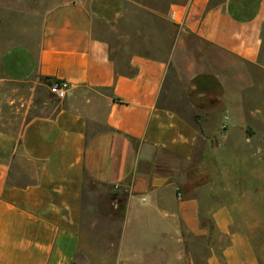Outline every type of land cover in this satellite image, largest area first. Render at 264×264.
I'll return each instance as SVG.
<instances>
[{
	"label": "crops",
	"instance_id": "obj_1",
	"mask_svg": "<svg viewBox=\"0 0 264 264\" xmlns=\"http://www.w3.org/2000/svg\"><path fill=\"white\" fill-rule=\"evenodd\" d=\"M122 12L123 0H67L44 14L36 47L0 55V83L29 94L17 121L0 119V264H77L83 221L101 217L118 222L115 264H171L185 235L212 237L207 264H259L199 161L217 127L246 133V121H264L244 96L251 85L227 94L220 74L223 105L198 124L187 85L208 70L182 65L180 42L164 57L134 52L121 67L100 31ZM170 17L217 53L218 73L236 61L264 76V0H189ZM48 80L67 91L43 113Z\"/></svg>",
	"mask_w": 264,
	"mask_h": 264
},
{
	"label": "rangeland",
	"instance_id": "obj_2",
	"mask_svg": "<svg viewBox=\"0 0 264 264\" xmlns=\"http://www.w3.org/2000/svg\"><path fill=\"white\" fill-rule=\"evenodd\" d=\"M67 0H0V55L10 46L25 45L36 47L40 34V23L44 14ZM189 0H123V12L111 29L101 30L107 40L108 49L121 67H125L127 57L134 53L152 56H167L171 47L180 42L182 65L196 64L207 69L187 85L190 99L194 104L195 122L201 124L205 114L216 104L223 105L225 95L220 74L226 76L227 88L237 89V84L248 83L251 89L244 91L251 104L257 105L264 113V76L245 65L233 61L225 64L220 73L217 53L207 44L177 28L170 17L178 6ZM220 67L222 65L219 63ZM210 71V72H209ZM212 72V73H211ZM209 73V74H208ZM47 82L41 87V112L51 110L57 101L49 91ZM232 91V90H231ZM28 91L25 86L0 83V119L17 121L22 111L17 108L20 99ZM204 94L208 101L200 102L198 95ZM233 98L232 95L230 94ZM250 104V105H251ZM29 116V113L26 114ZM215 119V118H214ZM211 118L206 123L213 125L219 121ZM246 133L241 126L231 127L226 135L217 127L213 140L201 153V165L208 168L213 182V192L218 199L230 204L233 228L246 232L252 244L264 259V121L252 125L246 121ZM225 125V121H221ZM9 127H12L11 125ZM253 127L258 134L253 136ZM216 130V129H215ZM250 150H246V140L252 139ZM259 149L257 154L251 149ZM256 153V154H255ZM213 196V195H212ZM205 224L212 231L211 222ZM214 232V231H212ZM211 232V233H212ZM118 236V222L109 219L83 221L81 247L77 254V264H115V248ZM210 238H194L185 235L180 258L174 256L171 264H207ZM171 245H174L173 242Z\"/></svg>",
	"mask_w": 264,
	"mask_h": 264
},
{
	"label": "built area",
	"instance_id": "obj_3",
	"mask_svg": "<svg viewBox=\"0 0 264 264\" xmlns=\"http://www.w3.org/2000/svg\"><path fill=\"white\" fill-rule=\"evenodd\" d=\"M48 89L56 99H63L66 95L67 83L57 80L51 81V83L48 85Z\"/></svg>",
	"mask_w": 264,
	"mask_h": 264
},
{
	"label": "trees",
	"instance_id": "obj_4",
	"mask_svg": "<svg viewBox=\"0 0 264 264\" xmlns=\"http://www.w3.org/2000/svg\"><path fill=\"white\" fill-rule=\"evenodd\" d=\"M51 81H55V80H48L47 85H49L51 83ZM251 244H252V242H251ZM252 246H253V249L255 251V254H256V257L258 259L259 264H264V259H262L260 251L257 249L256 246H254V244H252Z\"/></svg>",
	"mask_w": 264,
	"mask_h": 264
}]
</instances>
